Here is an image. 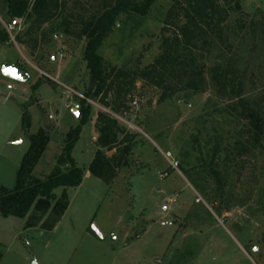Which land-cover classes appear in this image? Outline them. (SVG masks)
<instances>
[{
  "label": "rangeland",
  "instance_id": "rangeland-1",
  "mask_svg": "<svg viewBox=\"0 0 264 264\" xmlns=\"http://www.w3.org/2000/svg\"><path fill=\"white\" fill-rule=\"evenodd\" d=\"M34 1L29 0L27 13L17 17L6 0H0V63L16 61L31 76L27 83L15 82L11 91L2 78L0 91L18 97L24 93L27 101L6 103L18 111L22 104L32 106L33 127L40 120L37 131L43 127L50 132L34 169V175L45 177L57 162L67 132L79 123L75 114L81 95L90 90L87 38L81 33L109 0H63L66 7L55 19L33 13ZM235 1L241 10L232 13L226 27L232 53L219 43L210 49L201 61L200 91L182 90L162 99L160 88L138 79L121 110L112 112L121 128L122 146L129 145L130 151L109 184L89 171L99 136L97 114L111 111L101 96L93 100L91 118L72 152L83 181L67 190L66 216L54 233L25 231L19 217L1 216L3 264H19L23 252L35 255L40 264H263L264 137L257 142L254 130L248 133L249 126L239 115V99L220 91L211 71L233 58L244 79L243 98L264 111V35L239 30L241 22L262 19L264 0ZM171 5L172 0H155L144 15L121 14L98 50L105 66L136 72L151 64L161 52L162 28ZM66 22L72 25L69 31ZM32 82H40L41 90L27 86ZM113 98L110 92L107 100ZM4 100L0 95V104ZM5 151L15 156L0 161V187L13 188L21 161L19 147ZM103 152L112 157L116 149ZM62 192L55 190L57 197Z\"/></svg>",
  "mask_w": 264,
  "mask_h": 264
},
{
  "label": "trees",
  "instance_id": "trees-1",
  "mask_svg": "<svg viewBox=\"0 0 264 264\" xmlns=\"http://www.w3.org/2000/svg\"><path fill=\"white\" fill-rule=\"evenodd\" d=\"M155 0H109L104 5L102 14L91 21L81 33L87 38L85 57L91 69L90 90L80 98L79 123L71 128L64 139L62 151L52 171L45 177L34 175V169L47 149L51 134L45 128L30 134L31 117L28 105L22 104V127L30 140V146L24 154L17 170L13 188L0 187V217L15 216L27 218L25 226L40 227L51 231L62 220L70 205L67 190L81 185L83 171L77 166L72 156L73 149L79 139L83 126L91 118V103L88 99L97 100L109 110H100L97 114L96 128L99 136L96 140L97 150L89 165V171L95 177L109 184L117 175V169L123 157L130 151L119 135L121 128L112 112H119L125 99L138 79L162 90V99L171 97L182 90L198 92L204 83V66L201 61L216 43L223 45L231 54L232 44L227 24L234 11L239 12L241 6L235 0H172L164 26L162 28L161 52L144 69L131 72L116 67L107 68L102 56L98 53L105 38L116 26L121 14L135 12L146 14ZM9 11L22 17L30 8L29 0H6ZM66 7L63 0H35L31 11L39 16L49 15L51 19L62 15ZM240 16H244L240 13ZM66 22V31L71 29ZM247 28L250 36L264 35V14L259 22H241L239 30ZM239 34V32H236ZM224 59V58H223ZM233 58L225 59L212 66V79L223 93H230L241 103L240 118L254 130L253 139L257 142L264 137V111L243 98L244 79L236 70ZM40 82L32 88L37 91ZM110 92L114 93L112 102L107 100ZM236 109V107H233ZM122 146V147H121ZM103 149H116L112 157H108ZM126 163V162H124ZM123 163V164H124ZM62 188L57 197L55 190ZM3 253L0 249V263Z\"/></svg>",
  "mask_w": 264,
  "mask_h": 264
},
{
  "label": "crops",
  "instance_id": "crops-1",
  "mask_svg": "<svg viewBox=\"0 0 264 264\" xmlns=\"http://www.w3.org/2000/svg\"><path fill=\"white\" fill-rule=\"evenodd\" d=\"M7 62L22 66L20 63H18L16 61L7 60V59H4L0 63V66H2L4 63H7ZM33 83L34 82H32L31 84H28L27 86L31 87L35 84V83L34 84ZM23 87H25V86H23ZM41 88H42V85L40 86V90H41ZM0 95H3L5 97V100L0 104L2 106V108L0 110V161H2V163L9 162V160L15 156V155H13L14 154L13 152L5 151V149H7V147H12V148L13 147H19V157L21 158V159L20 158L19 159L22 161L24 154L26 153V151L28 150V148L30 146V140H29L28 136L24 133L23 127H22L23 108L19 106V111H18L13 103L11 105H9L7 103L12 101L13 99H15V101L19 100V102H21L22 100L27 101L28 99H27L26 95H24V93L22 95H19V97H18V96H15L14 94H12L11 92L0 91ZM74 106L77 107L76 104H74ZM28 109H29V112L31 113V116H32L31 126L29 128V133L34 134L37 132L36 127H38L40 120H38L35 127H33V115L31 112L32 106L29 107ZM79 114H80V111L78 110V113L75 114L76 119H78V120H79ZM95 141H96V138H95ZM23 145H25L24 148H22ZM16 157L18 158V154L16 155ZM21 161H20V164H21ZM20 164H19V166H20ZM68 210L69 209H67V211L65 212L62 220L50 232H53V233L56 232L59 224L63 221ZM8 217H10V216H8ZM20 219L22 220V223L20 225L24 227L25 231L38 230V229L41 231L43 230L40 227H29V228H27L25 226L26 221L22 218H20ZM95 229L99 233V238L101 240H104L105 236L103 235L101 230L98 228H95ZM256 250L259 251L260 248L256 247ZM261 256H260V258H261ZM3 261H4V256H3L0 264H3ZM262 261L264 264V257L262 258ZM32 262H34V264H40L39 259L35 255L30 257V255H28L25 252L19 253V264H31Z\"/></svg>",
  "mask_w": 264,
  "mask_h": 264
},
{
  "label": "water",
  "instance_id": "water-1",
  "mask_svg": "<svg viewBox=\"0 0 264 264\" xmlns=\"http://www.w3.org/2000/svg\"><path fill=\"white\" fill-rule=\"evenodd\" d=\"M0 72L5 78L20 83H27L31 78L24 67L10 62L4 63L0 68Z\"/></svg>",
  "mask_w": 264,
  "mask_h": 264
},
{
  "label": "built area",
  "instance_id": "built-area-1",
  "mask_svg": "<svg viewBox=\"0 0 264 264\" xmlns=\"http://www.w3.org/2000/svg\"><path fill=\"white\" fill-rule=\"evenodd\" d=\"M37 70H39V73H40L41 75H45V76H47V74L44 73L43 71H41L40 69L37 68ZM47 77H48V76H47ZM2 78L7 79V81L4 82L7 91H11V90H13V89L15 88V81L10 80V79H8V78H5V77L1 74V72H0V79L2 80ZM81 97H82V98H85L84 95H81ZM86 99L88 100L89 103H91V104H95V102H94L93 100L88 99V98H86ZM137 103H138V101L135 99V100L133 101V104H134V105H137ZM105 110H106V109H105ZM49 118H50V119H53L54 116H53V115H49Z\"/></svg>",
  "mask_w": 264,
  "mask_h": 264
}]
</instances>
